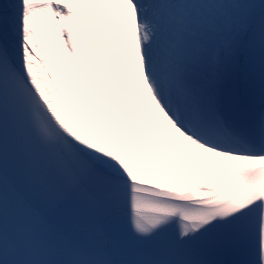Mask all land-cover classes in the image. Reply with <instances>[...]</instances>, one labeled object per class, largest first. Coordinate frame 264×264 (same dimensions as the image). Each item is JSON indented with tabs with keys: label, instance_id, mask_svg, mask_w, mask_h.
Wrapping results in <instances>:
<instances>
[{
	"label": "snow or ice",
	"instance_id": "snow-or-ice-1",
	"mask_svg": "<svg viewBox=\"0 0 264 264\" xmlns=\"http://www.w3.org/2000/svg\"><path fill=\"white\" fill-rule=\"evenodd\" d=\"M172 21L161 55L144 0H0V261L264 264V0Z\"/></svg>",
	"mask_w": 264,
	"mask_h": 264
},
{
	"label": "bare ground",
	"instance_id": "bare-ground-1",
	"mask_svg": "<svg viewBox=\"0 0 264 264\" xmlns=\"http://www.w3.org/2000/svg\"><path fill=\"white\" fill-rule=\"evenodd\" d=\"M168 2H171V4H169V5H175V3L177 2V0H169ZM166 8V7H165ZM66 12H67V9H66Z\"/></svg>",
	"mask_w": 264,
	"mask_h": 264
}]
</instances>
